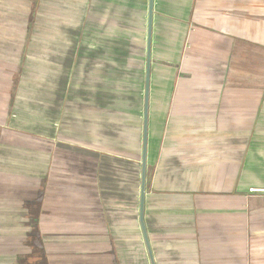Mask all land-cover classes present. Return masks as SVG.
<instances>
[{
	"label": "rangeland",
	"instance_id": "1",
	"mask_svg": "<svg viewBox=\"0 0 264 264\" xmlns=\"http://www.w3.org/2000/svg\"><path fill=\"white\" fill-rule=\"evenodd\" d=\"M126 1L0 0L27 5L22 23L18 6L12 7L11 22L0 24V43L22 64L15 115L28 132L21 152L14 150L18 142L6 152L16 164L11 170L26 171V177L0 179V191L10 188L18 195L19 186L45 181L44 218L59 222L48 243L60 264H99V223L110 214L109 221L126 231L138 199L140 206L146 27ZM260 47L247 52V103L236 110L222 99V81L203 84L199 78L181 92L182 110L175 106L178 115L171 118L168 87L150 85L153 150L147 152L146 190H197L243 206L238 196L264 188V44ZM258 207L259 202L253 207L257 221ZM231 217L221 214L218 221L221 250L229 259L242 241L232 239ZM241 217L235 216L236 224ZM72 220L75 236L67 230ZM84 227L94 230H78ZM125 249L132 257L131 248Z\"/></svg>",
	"mask_w": 264,
	"mask_h": 264
},
{
	"label": "crops",
	"instance_id": "2",
	"mask_svg": "<svg viewBox=\"0 0 264 264\" xmlns=\"http://www.w3.org/2000/svg\"><path fill=\"white\" fill-rule=\"evenodd\" d=\"M128 3L145 21L147 45L149 0ZM14 6L19 8L18 22L26 21L25 3H0V24L11 22ZM263 40L264 0H154L150 85L159 82L168 87L171 118L178 115L175 106L178 113L182 110L177 105L184 98L181 92L199 78L205 80L203 84L222 81L219 90L222 99L236 110V105L247 103V52L260 49ZM1 46L3 43H0V179L4 183L22 182L26 171L11 170L16 164L6 156L16 146L15 142L19 146L14 150L21 152L20 143L28 140L26 126L15 115V104L20 99L15 93L18 82L21 83L22 64L8 47ZM15 54L20 55L21 49ZM238 91L243 93L237 94ZM150 109L151 97L148 119L149 116L152 119ZM157 116L155 126L159 122ZM13 121L19 124L13 126ZM152 150L151 146L147 151ZM44 183L40 179L30 188L21 185L18 195H13L10 188L0 191V264H60L57 253L50 250L52 244L48 243V233L56 230L59 222L53 216L51 221L44 218L48 213H44L48 195ZM212 198L197 190L190 193L146 190L144 223L150 249L140 224L138 199L131 215L132 224L126 231L109 221L110 214L99 223L102 233L98 263L152 264L151 253L154 264H264V188L250 189L238 196L243 206L221 201L218 195ZM257 202L258 221L253 216ZM221 214L232 216V239H242L236 247L238 255L230 259L221 250L218 231ZM236 215L243 216L239 224L235 222ZM67 230L75 236L76 221H69ZM89 241L91 245L94 243ZM128 247L132 257L125 249Z\"/></svg>",
	"mask_w": 264,
	"mask_h": 264
},
{
	"label": "water",
	"instance_id": "3",
	"mask_svg": "<svg viewBox=\"0 0 264 264\" xmlns=\"http://www.w3.org/2000/svg\"><path fill=\"white\" fill-rule=\"evenodd\" d=\"M153 14L154 0H149L148 8V33H147V59H146V82H145V97H144V126H143V154H142V181H141V197H140V223L143 230L145 242L148 250L150 249L147 231L144 223L145 210V194H146V169H147V150H148V114H149V99H150V80H151V62H152V30H153ZM151 262L154 264L153 257Z\"/></svg>",
	"mask_w": 264,
	"mask_h": 264
}]
</instances>
